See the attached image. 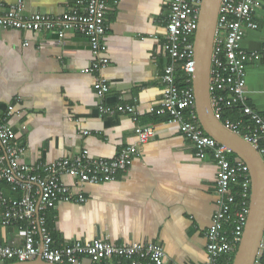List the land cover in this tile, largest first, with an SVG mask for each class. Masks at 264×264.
<instances>
[{
  "label": "crops",
  "instance_id": "0c3cea01",
  "mask_svg": "<svg viewBox=\"0 0 264 264\" xmlns=\"http://www.w3.org/2000/svg\"><path fill=\"white\" fill-rule=\"evenodd\" d=\"M1 1L8 7L18 0ZM22 2L25 15L51 17L62 16L76 4ZM168 2L111 0L105 16L103 44L109 64L101 72L108 84L103 102L111 109L131 106L132 114L115 110L99 115L93 90L99 73L83 72L93 62L84 35L69 33L59 39L52 33L0 30V115L11 109L5 119L22 153L20 164H50L83 150L94 158L113 160L136 144L130 167L113 182L76 188L71 178H62L85 202H60L41 214L43 229L55 246L95 240L117 247L157 244L164 251V264H204L205 233L216 211L218 169L212 155L197 158L178 127L167 123V115H157L168 66L173 67L176 83L179 76L191 83L167 55ZM253 20L257 27L245 31L242 48L260 59L247 65L244 95L246 104L264 116V0L253 9ZM231 112L237 120L242 118ZM143 125L152 126L154 136L139 145L134 129ZM227 158L234 163L233 154ZM0 189L8 197H18L2 181ZM25 227L0 221V246L22 247ZM35 239L40 242V233ZM107 263L129 264L118 259Z\"/></svg>",
  "mask_w": 264,
  "mask_h": 264
},
{
  "label": "built area",
  "instance_id": "2783aa9c",
  "mask_svg": "<svg viewBox=\"0 0 264 264\" xmlns=\"http://www.w3.org/2000/svg\"><path fill=\"white\" fill-rule=\"evenodd\" d=\"M117 1L112 0V3ZM200 2H168L167 55L172 65H180L188 78L194 72L193 37ZM110 3L111 0H76L71 10L62 16L51 17L39 13L25 15L22 0L8 7L0 0V30H26L36 35L52 33L59 39L69 33L84 35L89 42L93 62L83 72L99 73L93 84L99 115L112 114L115 110L132 114L134 108L131 106L111 109L103 102L108 84L101 72L109 64L103 36ZM259 3L260 0H221L213 44L209 94L213 112L219 120L224 112L236 111L242 115L237 121L226 119L222 124L254 146L264 162V116L246 104L244 95L247 65L258 61L260 55L242 48L245 31L257 27L253 20V9ZM173 72V67L168 66L162 77L163 95L157 115L168 116L167 123L178 127L193 146L198 159L206 160L212 155L218 169L217 200L211 225L205 233L207 244L204 264H232V255L240 242L249 211L248 168L242 163H231L227 158L230 152L204 133L195 111L192 88H179ZM187 81L189 83L190 79ZM10 110L5 116L0 115V182L9 186L18 197H8L0 189V221L5 226L25 223L26 227L22 247L0 246V264L12 260L25 262L37 256L51 264H80L86 258L90 259L91 264H108L110 259L126 260L129 264H164V251L157 244L133 243L117 247L95 240L55 246L43 229L41 214L52 209L55 204L85 202L84 197H78L71 191L63 177L71 178L76 188L85 184L113 182L119 172H125L130 167L131 157L137 153L136 144L126 147L113 160L94 158L83 150L50 164L22 165L19 163L21 150L14 144L15 135L5 119L11 115ZM134 134L137 144L144 145L154 136V128L149 125L136 126ZM36 212L40 215L37 216ZM225 224L229 225V229L224 228ZM37 233H40V242L35 239Z\"/></svg>",
  "mask_w": 264,
  "mask_h": 264
},
{
  "label": "water",
  "instance_id": "95a60500",
  "mask_svg": "<svg viewBox=\"0 0 264 264\" xmlns=\"http://www.w3.org/2000/svg\"><path fill=\"white\" fill-rule=\"evenodd\" d=\"M220 3L221 0H201L199 4L193 39L195 64L191 77L195 111L204 133L233 154L234 163L246 165L250 176L249 211L232 264H264V162L254 146L224 127L215 116L210 102V71ZM2 264L51 263L37 256L25 262ZM80 264H91V261L86 258Z\"/></svg>",
  "mask_w": 264,
  "mask_h": 264
},
{
  "label": "trees",
  "instance_id": "16d2710c",
  "mask_svg": "<svg viewBox=\"0 0 264 264\" xmlns=\"http://www.w3.org/2000/svg\"><path fill=\"white\" fill-rule=\"evenodd\" d=\"M188 79V78H187ZM177 85L179 88L181 87H185V86H189L191 87V83L189 84H186V77L185 79L184 78H181L180 76L177 78ZM226 119H229L231 121H235L237 120V116H236V113L235 112H224L221 116H220V121L221 122H224ZM45 219H46V216H45ZM238 247V245H237ZM237 247L235 249V252L234 254L232 255V260L234 259V256H235V253H236V250H237ZM263 263H264V257H263ZM13 262H17L15 260H12V261H8L7 263H13Z\"/></svg>",
  "mask_w": 264,
  "mask_h": 264
}]
</instances>
